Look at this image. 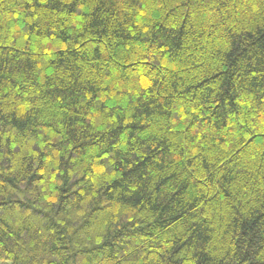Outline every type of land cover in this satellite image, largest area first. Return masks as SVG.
<instances>
[{
	"label": "trees",
	"instance_id": "trees-1",
	"mask_svg": "<svg viewBox=\"0 0 264 264\" xmlns=\"http://www.w3.org/2000/svg\"><path fill=\"white\" fill-rule=\"evenodd\" d=\"M0 261L264 264V0H0Z\"/></svg>",
	"mask_w": 264,
	"mask_h": 264
},
{
	"label": "rangeland",
	"instance_id": "rangeland-1",
	"mask_svg": "<svg viewBox=\"0 0 264 264\" xmlns=\"http://www.w3.org/2000/svg\"><path fill=\"white\" fill-rule=\"evenodd\" d=\"M0 264H11L9 261H0Z\"/></svg>",
	"mask_w": 264,
	"mask_h": 264
}]
</instances>
